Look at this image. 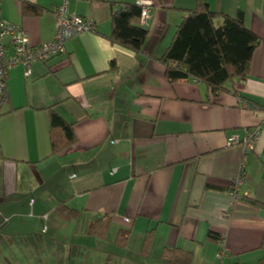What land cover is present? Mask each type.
<instances>
[{"label": "crops", "instance_id": "1", "mask_svg": "<svg viewBox=\"0 0 264 264\" xmlns=\"http://www.w3.org/2000/svg\"><path fill=\"white\" fill-rule=\"evenodd\" d=\"M197 1L70 0L95 30L34 62L29 75L10 69L0 104V264H178L172 251L189 253V264L264 258V131L244 161L238 199L230 190L242 148L227 143L262 119L264 0H205L213 11H243L262 39L250 73L215 93L193 78L171 81L160 59ZM0 2L2 18L23 26L31 44L54 38L61 0ZM127 3L148 8L138 54L110 38L112 15ZM50 109L76 135L56 154ZM61 206L76 215L65 218ZM106 215L105 235L90 232Z\"/></svg>", "mask_w": 264, "mask_h": 264}, {"label": "trees", "instance_id": "2", "mask_svg": "<svg viewBox=\"0 0 264 264\" xmlns=\"http://www.w3.org/2000/svg\"><path fill=\"white\" fill-rule=\"evenodd\" d=\"M34 8L25 4L24 11ZM142 10L141 4L127 3L121 4L112 15L111 40L137 54L143 52L148 36L141 19ZM218 16L223 17V22L216 27ZM261 42V37L247 27L243 11L231 16L213 11L205 0H198L193 9L183 10V19L160 59L166 64V75L171 81L193 78L215 93L225 89L227 81L245 78L250 73L254 52ZM112 65L115 67L114 63ZM50 115L51 150L56 154L73 145L76 135L71 123L52 109ZM251 201L258 204L256 200ZM60 213L65 218L76 215V211L65 206L60 207ZM110 223L111 217L103 216L92 223L90 232L105 235ZM127 236L128 231H121L118 242L124 244ZM168 254L175 263H190L187 252ZM256 264H264V258Z\"/></svg>", "mask_w": 264, "mask_h": 264}, {"label": "built area", "instance_id": "3", "mask_svg": "<svg viewBox=\"0 0 264 264\" xmlns=\"http://www.w3.org/2000/svg\"><path fill=\"white\" fill-rule=\"evenodd\" d=\"M69 1L70 0H61L56 8V29L54 38L40 45H33L30 43L28 32L23 26L4 20L1 16L0 7V104L8 100V73L10 69L22 66L24 73L29 75L31 66L34 62H47L57 55L66 53V42L68 40L84 31L95 30L96 21L93 18H86L70 12L68 8ZM121 8H123V6H121ZM147 18L148 8L143 5L141 15L142 22L145 23ZM10 48H12L11 52H9ZM262 131H264V107L262 119L258 125L246 129L243 137L232 134L227 139L228 144H237L242 148L243 160L240 163L237 176L232 180L230 190L234 199L239 198L240 189L245 179L244 161L254 148ZM222 252H224V248Z\"/></svg>", "mask_w": 264, "mask_h": 264}, {"label": "rangeland", "instance_id": "4", "mask_svg": "<svg viewBox=\"0 0 264 264\" xmlns=\"http://www.w3.org/2000/svg\"><path fill=\"white\" fill-rule=\"evenodd\" d=\"M215 26L218 27L219 26V23L218 21L215 22Z\"/></svg>", "mask_w": 264, "mask_h": 264}]
</instances>
